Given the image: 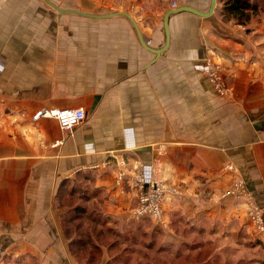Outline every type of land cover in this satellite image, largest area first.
Segmentation results:
<instances>
[{"label": "crops", "instance_id": "1", "mask_svg": "<svg viewBox=\"0 0 264 264\" xmlns=\"http://www.w3.org/2000/svg\"><path fill=\"white\" fill-rule=\"evenodd\" d=\"M49 1L64 11L0 0V264H84L63 225L77 187L116 233L216 248L212 236L230 232L244 238L250 262L264 264V232L247 215L252 200L264 219V13L244 24L223 0L208 17L172 13L164 49L166 12H205L210 0ZM206 60L219 66L222 90ZM41 107H83L86 118L67 131L33 120ZM140 174L176 191L160 222L133 216ZM238 182L246 197L226 193ZM95 244L96 264H116Z\"/></svg>", "mask_w": 264, "mask_h": 264}, {"label": "trees", "instance_id": "2", "mask_svg": "<svg viewBox=\"0 0 264 264\" xmlns=\"http://www.w3.org/2000/svg\"><path fill=\"white\" fill-rule=\"evenodd\" d=\"M224 10L229 9L230 12H239L244 15V24L250 19L255 12L262 10L264 12V0H223ZM67 188L64 183L60 189L62 197L63 191ZM70 189V197L68 202L71 207L63 218V225L66 232L71 228L74 233V240L72 241L73 250L76 254H81L84 264H96V260L100 258V246L95 244V240L101 245H108L109 251L116 253V264H152L156 256L171 255L174 260L181 257L186 252H196L195 256L200 257L201 260L196 262L198 264H228V256L231 249L228 246L218 248L214 246L211 241L196 240L190 242L182 247L175 248L173 246H160L155 241H150L149 237L143 231L123 233H116L106 226L107 219L101 214L86 210L83 202V195L79 194L81 190ZM83 192V190H82ZM76 198H81L76 203ZM85 199V198H84ZM87 219L90 224H87ZM105 223L104 228L97 230V225ZM251 243V242H250ZM121 244H127L120 249ZM207 249V250H204ZM202 253V255H201ZM160 264H164L162 257Z\"/></svg>", "mask_w": 264, "mask_h": 264}, {"label": "built area", "instance_id": "3", "mask_svg": "<svg viewBox=\"0 0 264 264\" xmlns=\"http://www.w3.org/2000/svg\"><path fill=\"white\" fill-rule=\"evenodd\" d=\"M176 3L173 1L172 6ZM205 72L218 90L223 89V81L220 77V68L217 64H212L206 60ZM41 118H53L57 121L59 127L63 130H71L74 126L81 123L86 118V112L83 107H41L32 115L33 120ZM228 169H234L233 165H228ZM123 172L119 173L118 179ZM135 187L138 189L137 205L133 209V216L136 218L149 217L158 222L162 220L163 204L169 194L175 193V189L167 187L160 180H152L144 183L143 176L140 174L135 180ZM227 194H234L237 197L247 196L241 182L235 183ZM248 218L251 221L254 231L257 234L264 232V219L261 216L259 207L252 200L248 202Z\"/></svg>", "mask_w": 264, "mask_h": 264}, {"label": "rangeland", "instance_id": "4", "mask_svg": "<svg viewBox=\"0 0 264 264\" xmlns=\"http://www.w3.org/2000/svg\"><path fill=\"white\" fill-rule=\"evenodd\" d=\"M255 13L260 14V13H264V12L263 11L262 12L257 11ZM134 218H136V217L134 216ZM136 219H142V220L148 219L150 221H156V220L149 218V217L136 218ZM85 220H86L87 224H90V222L87 219H85ZM156 222H158V221H156ZM183 230H184V227H183ZM185 234L187 237H190V239L193 238L192 231H189L188 229H186ZM223 234L224 233H222V232H218L217 236H212V238L216 239L214 241L218 244V248H220V246H222V245L227 244V246L231 249V253L228 256H226V257H228V262H229L228 264H255L254 262H250V259H249V258H251L250 255H251L252 251L248 250L247 248H244L243 245L238 244L240 240L244 242V238H239V237L233 235L234 233L231 235L232 236L231 237L230 232H227V234H224V235ZM197 240H199V239H197ZM229 243H230V245L231 244L232 245L230 246ZM125 245H127V244H121L119 248L122 249ZM105 246L108 247L107 243ZM204 250H207V249H204ZM195 254H196V252H192V253L186 252L181 257L176 258V260H174L171 255H164L163 254V256L162 255L156 256V257L154 256L152 258H154L155 261H152V264H160L161 257H162L164 264H198L196 262H199V260H201V258L204 257V255L200 256V257H196ZM201 255H202V253H201Z\"/></svg>", "mask_w": 264, "mask_h": 264}, {"label": "water", "instance_id": "5", "mask_svg": "<svg viewBox=\"0 0 264 264\" xmlns=\"http://www.w3.org/2000/svg\"><path fill=\"white\" fill-rule=\"evenodd\" d=\"M46 1L51 6H53L56 10H58L59 12H63L64 11L61 8H59L58 6H56L55 4H53L52 2H50L49 0H46ZM215 3H216V0H210L209 8L205 12L197 10L196 8L188 6V5H183V6L174 8V9L169 10L168 12H166V14L164 15V20H163L164 29H165V38H166L165 45L163 46V48L165 49L167 47V45H168V42H169L170 34H169V27H168V19H169L170 14L181 12V11H188V12H191V13H193L195 15H199V16H202V17H208V16H210L212 14V12L214 10V7H215ZM70 11H73L74 13H78V14H81V15H84V16H89V17H96L97 16V15H93V14H89V13H85V12H80V11H77V10H70ZM122 14H124L125 16H127L131 20V22L133 23V25H134L137 33H138V37H139V40H140L141 44L144 47L147 48L148 46L143 41V38H142V36H141V34L139 32L138 26L135 23V21L128 14H126V13H122ZM154 52L156 54L160 53V51H154Z\"/></svg>", "mask_w": 264, "mask_h": 264}]
</instances>
